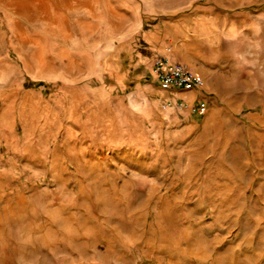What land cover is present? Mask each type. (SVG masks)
<instances>
[{
    "label": "rangeland",
    "instance_id": "1",
    "mask_svg": "<svg viewBox=\"0 0 264 264\" xmlns=\"http://www.w3.org/2000/svg\"><path fill=\"white\" fill-rule=\"evenodd\" d=\"M0 264H264V0H0Z\"/></svg>",
    "mask_w": 264,
    "mask_h": 264
},
{
    "label": "built area",
    "instance_id": "2",
    "mask_svg": "<svg viewBox=\"0 0 264 264\" xmlns=\"http://www.w3.org/2000/svg\"><path fill=\"white\" fill-rule=\"evenodd\" d=\"M153 76L161 91H203L205 84L203 79L194 73L187 65L160 58L153 64ZM186 108L184 102L177 104V109ZM193 112H206V104L200 101Z\"/></svg>",
    "mask_w": 264,
    "mask_h": 264
},
{
    "label": "crops",
    "instance_id": "3",
    "mask_svg": "<svg viewBox=\"0 0 264 264\" xmlns=\"http://www.w3.org/2000/svg\"><path fill=\"white\" fill-rule=\"evenodd\" d=\"M107 41H108L107 38H105L104 42L107 43ZM182 46H185V45H182ZM158 51H159V54L162 56V58L169 59L171 61H173V59L174 60H178L181 57L176 52L177 51V47H173V49L170 50V51H167V50L163 51L162 48L160 50H158ZM182 62L185 63L187 66H189L190 69L194 73H196L198 76H200L203 79V81H205V82L209 81V79L211 77V74L213 73V69L209 65H207L204 62L189 63L188 61H185V60L184 61L182 60ZM162 92H164V93L168 92L174 98H176V97H184V98L192 100V101L195 100L198 96L200 97V95H199L200 92H197V91H187L186 92V91H182V90H172V91H162ZM200 99H201L200 101H204L202 97ZM196 113L201 114L200 112H196Z\"/></svg>",
    "mask_w": 264,
    "mask_h": 264
}]
</instances>
